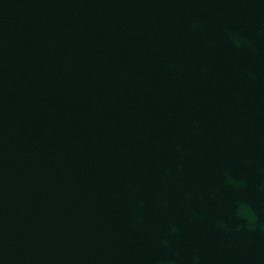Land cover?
<instances>
[{"label": "water", "instance_id": "95a60500", "mask_svg": "<svg viewBox=\"0 0 264 264\" xmlns=\"http://www.w3.org/2000/svg\"><path fill=\"white\" fill-rule=\"evenodd\" d=\"M0 264H264V0H0Z\"/></svg>", "mask_w": 264, "mask_h": 264}]
</instances>
